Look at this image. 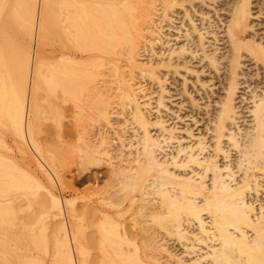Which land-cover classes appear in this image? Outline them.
<instances>
[{
    "label": "bare ground",
    "instance_id": "1",
    "mask_svg": "<svg viewBox=\"0 0 264 264\" xmlns=\"http://www.w3.org/2000/svg\"><path fill=\"white\" fill-rule=\"evenodd\" d=\"M209 1L221 9L230 8L225 24L229 45L228 60L223 67L225 91L218 108L211 115L207 111L213 124L211 144L198 137L191 141L192 145L183 143V146L179 137L174 136L177 128L166 126L159 109H167L166 76L178 71L180 74V68L199 74L190 70L191 62L187 59L204 61L207 71H219L218 60L224 54L218 57L206 39L212 35L211 39L217 41L207 14L210 12L202 9ZM48 2L55 10L54 18L47 14L53 20L43 14ZM31 3L33 40L41 44L46 31L51 30L48 33L53 35L46 36L54 39L53 60L46 66L32 57L23 83V100L18 105L19 111L16 110L19 113L14 114L19 115L16 148L25 176L19 188L33 190L27 196L38 205L40 214L31 211L33 214L28 217L32 218L28 219L33 223L23 228L19 225L24 234L22 246L15 247V243L14 248L7 246L9 239L0 229V264L13 259H17L13 264H41L36 252L25 245L36 238V232L41 233L45 242L52 243L54 261L49 264L185 263L178 252L173 253V247L169 248L168 241L182 246L185 255L195 254L188 258V264H264V204L260 201L264 202V197L258 198L259 193L264 194L261 193L264 192V45L252 34V0H33ZM197 13L201 28L193 19ZM178 14L180 27L186 28V43L173 48L170 45L173 40L165 31L173 28L181 32L174 25ZM44 15L51 21L47 22ZM156 46L161 50L156 51ZM145 53L150 54L148 59ZM243 58L261 69L263 84L259 83L263 89L253 96L251 131L240 134L229 126H237L236 119H240L234 102ZM146 83L153 90L157 87L156 99H152L156 101L155 108L148 102L152 96L146 99V92L154 94L145 88ZM198 83L201 88L208 84ZM42 84H47L52 94L47 155L31 134L36 107L34 94ZM182 88L185 94L186 85ZM205 89L202 90H208ZM190 102L192 107L200 106L191 98ZM206 107L209 108L208 101ZM151 109L161 113L156 112L155 120L149 114ZM153 128L158 135L152 132ZM127 131H131L130 135ZM174 141L177 146L173 155L167 157L169 153L164 148H170ZM225 144L237 152L234 167L218 164L219 156L229 158ZM209 148L211 153L205 155ZM158 151H163L166 158H159ZM8 162L0 159V184L11 190L16 177L14 166ZM187 168L189 172L182 174ZM25 180L33 181V186ZM76 186L84 187L79 191ZM1 201L2 207L10 200ZM44 215L46 219L42 220ZM1 221L5 228L7 222ZM38 224L39 231L35 227Z\"/></svg>",
    "mask_w": 264,
    "mask_h": 264
},
{
    "label": "rangeland",
    "instance_id": "2",
    "mask_svg": "<svg viewBox=\"0 0 264 264\" xmlns=\"http://www.w3.org/2000/svg\"><path fill=\"white\" fill-rule=\"evenodd\" d=\"M224 1L229 2L231 0H224ZM0 2H1L0 3V6H1L0 7V159L3 158V160L9 161L8 163H11L14 166L13 175L15 174L14 176L16 177V184L11 189L12 191L9 190L8 187L1 186L2 184H0V202H2L1 201L2 198H6V199L8 198L10 200L9 202H6L7 204L3 205L2 207L0 206V215L2 216V217L0 216V222H1L0 229H1V231H4L5 238L9 239V241L6 239V241L9 242V243L6 242V245L7 246L11 245L10 248H14V246L16 247V245H18V246L20 244H21V246L24 245L23 244L24 242H22V236L24 237V234L21 232V230H23L21 228H23V226L28 227L29 225H31L30 223H33V221L31 219H28V218H32L31 216L33 213L31 214V211H35L37 216H39V214H40V211L38 210V205L32 201L31 197L27 196V195L32 194L33 190L31 191L27 188H19L20 185H22V183L24 182V179H22V178H24L25 176H23L24 175V173L22 172L23 171V165H22V161L20 159V154L17 151L18 145L16 144V142L18 143V140H19L18 134L20 133V132L19 133L17 132V131H20V127H19V125H17V119L19 117L18 105H20V103L23 100V94H24V89H23L24 84L23 83L25 82L26 76L28 74V69L30 66V62L32 61V57H33L35 62L36 61L38 62L39 60H41L38 63H42L46 66H47V64L51 63L53 60L52 49H53L54 39H53V36L52 37L48 36V39L52 38L53 41H52V43L50 42V39H49V41H47L48 39H47L46 35L52 34V33H48L49 31H51V30H48V31H46V34L43 37L44 41L40 40L41 44H39V41L37 43L34 42V40H33V28L31 27V14H32L31 10L33 7L31 2H33V0H29V1L28 0H26V1L25 0H0ZM260 2H261V4H259ZM205 4L202 5V7L204 6V8H202V9L206 13L210 12L207 14H208V16L210 15L209 17L212 21V24L215 26V27L213 26V28H214V33H216V37H217V41H214L213 39H211L212 35H207V36L205 35L207 37L206 38L207 42H210V45H211L210 47H212V48H210V50L212 49V51H213V48H214V51H216V54H218L217 55L218 57L220 55L224 54L223 56H220L219 60H218V62L220 64L219 71H217V72H215L213 70L207 71V68L204 67L205 66V63H203L204 61L202 62L198 59H195V60L193 59L191 61L190 59L189 60L187 59V61L191 62V64L189 62V64L191 65L189 67V68H191L190 70L195 69V70H197L196 72H198L199 74H197V73L195 74L194 73L195 71L194 72L192 71V74H190L191 72L189 73L186 70H184L185 71L184 72L183 70H181L182 68H180L179 69L180 74L178 71V73H176V75L166 76V78L169 79V80L167 79L166 83L164 84L165 85L164 88H166L168 91L165 93V97H167V99H164V102L166 103V104L164 103V105H165V107H167V109H165V108L159 109L162 114L160 113V111L158 113L156 111V109H153V110L151 109L152 113L154 115L149 110L150 111L149 114L152 117L151 118L152 120H155V117L157 118L158 114H161L160 116L164 117L163 120H165L167 122L166 123L167 127H172L175 129L177 128L176 134H174V136L176 138L179 137L178 140L180 139L183 146H184V144L185 145L186 144L192 145L193 144L192 142H194L198 137L204 138L205 142L208 145L211 144L212 134L210 132H211L213 124L212 123L210 124V122L208 120L209 116H207V115H209V114L207 113V111L210 110L209 113L211 115V113H213V111L216 108H218L219 100L223 96L224 91H225L224 90L225 80H223V79H225V75H226L225 73L226 72H225V69L223 67L227 63V60H228L227 56H228V52H229V45H228L226 37H225V29H226L225 24L227 23V20H228L229 15H230V10H229L230 8L227 6H224L221 9V7H219L220 5L216 4V6H214L215 4H213V3L210 4V1L207 2V5H205ZM208 4H209V6H208ZM13 5H14V7H13ZM52 9H53L52 4L48 2V4L45 6V8L43 10L44 11L46 10L49 13L48 12L46 13V11L45 12L43 11V14H45V15L52 14L53 18H54L55 10L54 9L52 10ZM251 9H252L251 13L253 14V15H251L252 17L250 18L251 26H253L251 29L252 34L253 33L255 34L254 39L257 42H260L264 45V0H259V2H258V0H252ZM206 10H208V11H206ZM215 10H218L217 14H215L216 13ZM45 15H44V17H45L47 22H50L51 20H53L52 16L50 17L47 15V17L51 18V20H49ZM178 16H177L178 18L175 19L174 25L178 26V28H179L180 22H181L179 19L181 18V15L178 14ZM193 19L195 20L196 24L199 25V27L201 28L202 25L200 24V21H199L200 17L198 15V13L196 14V17ZM184 24H185V22H184ZM185 25H187V24H185ZM185 29H186L185 26L180 27L181 32H178L176 29H173V28L172 29L170 28V30L167 29L169 31L164 29V30H166L165 32H167L166 35L167 34L169 35L167 37H170V39L173 40L172 43L170 44V45H174L173 48H175L176 45L178 47V45L182 46L184 42L186 43V41L184 39ZM252 34H250L251 35L250 37L253 36ZM48 42H50V43H48ZM156 47H158V48H155V49H157L156 51H159V49L161 50V47L160 48H159V46H156ZM215 48H216V50H215ZM145 55L147 56L146 53H145ZM145 55H144V57H146ZM225 56H226V58H225ZM148 57H150V54L146 58L148 59ZM222 57H224V58H222ZM240 62H241L240 66H239L240 70H238V73H239L238 76H240V77H238L239 86H238V89L236 91L235 102H234L237 112H240L238 115L240 117V119L239 120L236 119V122L239 125L237 124V126H233V125L229 126L231 131H234L235 133H240V132L244 133V131L247 132V130H248V132L251 131L252 125H250V124H252V122H251L252 117H251L250 110H252L253 106H254L252 104L253 96H255V94L259 95L261 93V90L263 89V87H261L263 85H260L261 82H262L261 84H263V81L260 80L261 79V77H260L261 76V71H260L261 69H258L259 70L258 71L257 67L254 66L248 59H245V58L241 59ZM161 72L164 73V71H161ZM255 72L258 73V76ZM170 74L171 73H169V75ZM223 76H224V78H223ZM196 78H197V80H196ZM199 79H201V80H199ZM185 80H186V82H185L186 84L184 83ZM198 81H200V83L206 82L208 84L205 85L203 88H201L202 86L199 85ZM206 83H204V84H206ZM148 85H149V83H146L145 86H147V87H145V88H147L148 91L153 90V87H150V85H149L150 88H148ZM184 85H186V90H187L186 93H188V94H186V93L184 94L182 91V89H183L182 87ZM208 85L211 87L210 88L211 91L208 89V87H209ZM206 86H208V87H206ZM155 87H156V85H155ZM204 88H206L208 90H206V89H205L206 91L202 90ZM254 89H256V90H254ZM50 90L51 89L49 88V86L47 84H42L40 86V89L35 92L34 96H35L36 107H35V113L32 116V121H31L32 138L34 139V141L36 143L39 144V146L43 150V153L46 155L50 153L49 152L50 151V145L48 143V138L50 137V134H51L50 130H52V121H51L52 115H51V111H50L51 110V103H52V101H51L52 94H51ZM155 90H157V87H156V89L153 90V93L156 92ZM151 92H148V93L146 92V94H147L146 99H149V97H151V96H152V98H150L151 100L156 99L157 94L154 93L152 95ZM11 93L13 96L11 95ZM183 94H184V96H183ZM147 96H148V98H147ZM206 96H208V97L206 98ZM190 98H191V101H194V103L198 102V104L200 105V106L199 105L198 106L201 107L202 109L200 108L201 110H199V107H196V108L192 107L193 105H191ZM209 98H210V100H209ZM150 99L148 100V102L150 105L152 104L153 107L152 106H149V107L155 108L156 101L155 100L151 101ZM195 101H197V102H195ZM207 101L209 103V108L206 107ZM204 104H205V106H204ZM67 105L68 104H66L65 106H67ZM197 108H198V110H197ZM204 109L205 110L207 109L206 112ZM16 110H18V111H16ZM15 111L18 113L14 114ZM36 111L39 113H37ZM205 113H207V114H205ZM238 116H237V118H238ZM176 117H178V118H176ZM113 118H115V116ZM13 121H14L15 125L13 124ZM112 123H115V122H112ZM16 128L17 129L19 128V129L17 130ZM237 128H239L240 131H238ZM153 129H151V131ZM152 132H155V134L157 133L156 135H158L157 130L154 129V131H152ZM189 132L192 135L191 138L189 137ZM130 133H131V131H129L127 134L130 135ZM174 133H175V131H174ZM152 135H153V133H152ZM46 140H47V142H46ZM172 143L169 144L170 148H168V149L164 148V151L169 153V154L166 153L167 157H170L173 155V152L175 150L174 148L177 146L176 141H174L175 144L173 143L174 146L172 145ZM226 145L227 144H225L224 149L225 150L228 149L227 152H229L228 153L229 158L224 159V158H222L223 156H219L217 159L218 164H220V165L228 164V165H231V167H234V165H235L234 163L237 160V155H236L237 152L234 149L231 150L230 148H228V145L227 146ZM161 153L163 154L164 152L163 151L157 152V155L162 156V157H160V156H158V157L162 158V159L166 158V156L164 155L165 153L163 154L165 157H163V155ZM206 153H205V155L210 154L211 149L209 148L208 152L206 151ZM188 169L189 168H187V170H182V172H181V170L178 172H181L182 174L187 173V171L189 172ZM238 176H239V174L237 175V179H238ZM67 178L69 179L70 177L68 176ZM17 180H18V182H17ZM28 181H29V183H28ZM26 182L29 185H31V187L33 186V181L27 180ZM17 185H19V186H17ZM83 187L82 186H76V188L79 191L81 189H83ZM1 188H2V190H1ZM5 189H7V190H5ZM15 189H17V190L15 191ZM261 193H264L263 190H261ZM67 194L69 195V193L65 194L66 197H69ZM259 195L261 196L262 194H260V193L258 194L259 200L262 199V197H264L263 196L264 194L261 197ZM259 200L255 202V204H254L255 206H257L259 204ZM260 201H261V203L264 204L263 199ZM8 207L10 208V210L7 209ZM257 209H259V208L257 207ZM35 212H34V216H35ZM25 213H28V214H25ZM263 213H264V210H263ZM25 215H27V216H25ZM28 215H31V216L28 217ZM46 216L47 215L42 216L41 219L42 220L46 219ZM25 219L26 220L28 219L31 222H29L28 220L25 221ZM1 220L5 221L4 224H6V222H7V224L5 225V228H4V225L2 224L3 222ZM8 222H9V224H8ZM13 224H17V226L15 227L16 229L13 228L14 227ZM19 225H21L22 227L20 228ZM35 227L37 229L38 227H41V226L38 224V225H35ZM38 231H39V228H38ZM40 237H42L41 233H39V235H37V232H36V238H35L36 240L34 239L31 242H27V244H25V245H27V246L29 245L28 247H30L31 249H33L36 252L35 257H36L38 263L49 264V263H51L50 260H52V262L54 261L53 260L54 254H52L53 250L51 249L52 251H50V248H53V246H50L52 244L51 242H45L43 239L44 237H42L41 239H40ZM37 238H39V239H37ZM35 241L37 242V244ZM39 241H41L42 243H40ZM12 243L13 244L15 243L14 246H12L13 245ZM171 244L173 246H171ZM176 244H177L176 242H172V241H168V243H167V245H170L169 248H171V249L174 248L173 253H175L177 255V252H178V257L181 259V261L183 260L185 262L182 264H188L189 263L188 258H190V256L195 257V254H192V255L186 254L185 255V253H183L184 249H182V246L178 245L179 246L178 247ZM171 249H169V250L173 251ZM185 256H187L186 257L187 259H185ZM182 258H184L185 260ZM16 261H17V259H13L12 261L8 262L7 264H9V263L13 264V263H16Z\"/></svg>",
    "mask_w": 264,
    "mask_h": 264
}]
</instances>
